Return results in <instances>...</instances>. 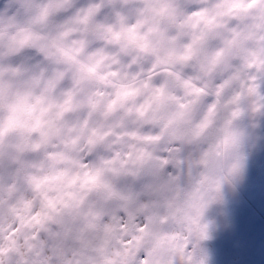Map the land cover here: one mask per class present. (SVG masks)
Listing matches in <instances>:
<instances>
[{
	"label": "snow or ice",
	"instance_id": "1",
	"mask_svg": "<svg viewBox=\"0 0 264 264\" xmlns=\"http://www.w3.org/2000/svg\"><path fill=\"white\" fill-rule=\"evenodd\" d=\"M261 117L264 0H0V264H207Z\"/></svg>",
	"mask_w": 264,
	"mask_h": 264
},
{
	"label": "rangeland",
	"instance_id": "2",
	"mask_svg": "<svg viewBox=\"0 0 264 264\" xmlns=\"http://www.w3.org/2000/svg\"><path fill=\"white\" fill-rule=\"evenodd\" d=\"M240 128L246 136L244 168L234 182L239 191L249 194L255 207H243L238 190L232 194L223 190V202L210 206L215 213L205 220L209 238L201 247L207 264H264V117L245 119ZM240 207L247 209L244 214L237 213Z\"/></svg>",
	"mask_w": 264,
	"mask_h": 264
},
{
	"label": "bare ground",
	"instance_id": "3",
	"mask_svg": "<svg viewBox=\"0 0 264 264\" xmlns=\"http://www.w3.org/2000/svg\"><path fill=\"white\" fill-rule=\"evenodd\" d=\"M223 190H224V193L225 194H228V193H235V192H237V190L239 191V189H238V187H237V184L235 183V182H233L232 184H230V185H228V184H226L224 187H223ZM235 191V192H234ZM240 192V196H241V198L243 199V201H242V206L243 207H246L247 205H249V206H253V207H255L254 205H253V203H252V201L250 200V198H249V194L248 193H244V192H241V191H239ZM247 210L246 208H241L240 207V209H239V211H237V213H239V214H244L243 213V211L245 212V210ZM258 210V209H257ZM214 213H215V210H214V208L213 207H210L208 210H207V212H206V214H205V220H206V222H208L211 218H212V216L214 215ZM258 213H260V211H258Z\"/></svg>",
	"mask_w": 264,
	"mask_h": 264
}]
</instances>
